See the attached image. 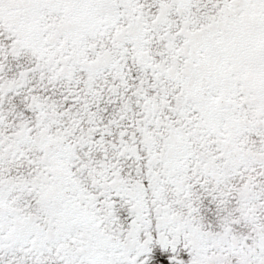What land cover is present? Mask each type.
Segmentation results:
<instances>
[{"label": "snow or ice", "instance_id": "snow-or-ice-1", "mask_svg": "<svg viewBox=\"0 0 264 264\" xmlns=\"http://www.w3.org/2000/svg\"><path fill=\"white\" fill-rule=\"evenodd\" d=\"M0 264H264V0H0Z\"/></svg>", "mask_w": 264, "mask_h": 264}]
</instances>
